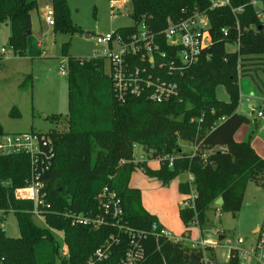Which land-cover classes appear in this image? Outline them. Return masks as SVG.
<instances>
[{"label":"trees","instance_id":"obj_1","mask_svg":"<svg viewBox=\"0 0 264 264\" xmlns=\"http://www.w3.org/2000/svg\"><path fill=\"white\" fill-rule=\"evenodd\" d=\"M36 1L0 0V25H10L8 44L17 56L25 55L30 12ZM129 1L134 24L116 28L114 35L129 38L142 22L158 50L152 64L136 56L126 59L133 69L145 67L151 77L173 82L178 95L160 103L143 96L120 102L114 95L113 80L105 72L106 64L109 69L105 56L67 57V124L61 131L42 134L50 138L54 157L42 177L45 197L37 205V214L33 202L17 193L29 182L28 156L0 154V212L14 213L19 229L15 238L0 229V264H55L56 259L61 264H120L131 241L141 246L142 264H204L201 248L185 242L188 229L177 241L150 231L151 224L159 221L142 207L139 189L129 186L131 173L139 168L162 185L187 174L189 178L178 185L179 193L186 195L178 214L186 228L196 219L199 230L207 222L208 210L218 207L220 212L238 213L248 183L264 188V159L249 140L233 139L247 120L236 112L238 59L264 54V18L257 17L249 0H230L229 6L215 9L209 8L208 0ZM258 1L264 12V0ZM240 5L243 11L233 14L231 8ZM51 9L53 29L79 30L69 18L67 0H51ZM194 11L207 15L211 43L196 62L181 65L161 30L166 18L177 20ZM227 44L235 45V50L227 51ZM159 63L163 65L159 67ZM30 83L26 78L23 87L29 88ZM217 86L224 87L227 101L216 99ZM3 133L7 132L0 126V135ZM180 142L188 145L186 151ZM135 146L148 158H158L159 167L150 169L144 161H135ZM166 155L173 157L171 166L163 158ZM190 189L195 194L192 201ZM102 190L119 199V215L101 209L97 196ZM219 197L222 204L216 206ZM77 213L90 219L101 217L103 222L97 227L75 223L70 214ZM34 216L41 217L44 224H36ZM119 226L131 232L142 230L147 236H130ZM53 230L62 232L65 251L59 250ZM104 247H108L107 255L97 259L95 251ZM229 253L228 262L221 264H238L237 252L229 249Z\"/></svg>","mask_w":264,"mask_h":264},{"label":"rangeland","instance_id":"obj_2","mask_svg":"<svg viewBox=\"0 0 264 264\" xmlns=\"http://www.w3.org/2000/svg\"><path fill=\"white\" fill-rule=\"evenodd\" d=\"M39 1L44 3V0ZM67 5L69 18L79 30L68 33L53 29L51 25L45 24L44 17L40 15V18V13L34 11L36 28L32 35L27 36L24 56L15 55L9 47L10 25H0V47L4 46L7 50L1 57L0 65V126L4 132L33 131L45 134L64 129L67 124V76L61 74V68L63 66L64 71H67L66 58H88L100 50L95 40L97 35H105L116 28L134 24L130 16L129 0H67ZM87 32L91 35L85 36ZM37 35H40L43 43L41 48L36 46ZM235 47L227 44L226 50L233 51ZM108 71L106 64L105 72ZM26 78L31 79L29 88L23 87ZM215 97L218 100H228L223 86L215 88ZM180 143L181 149L186 151L188 145ZM133 153L135 161H144L150 169L159 167V159L148 158L139 147L135 146ZM187 178V174H179L162 185L136 168L131 173L128 184L139 189L143 208L154 214L175 236L188 229L186 243L200 240L214 242V245L201 249L206 262L204 264L225 261L229 246L248 251L257 237L253 229L264 221V188L248 183L241 209L236 214L223 211L217 213L215 208L208 210L207 222L201 230L204 239L201 238L196 219L186 228L179 218L178 209L184 206L186 195L179 193L178 185ZM1 213L0 229L8 237H17L19 229L14 213ZM33 220L40 226L44 224L41 217L34 216ZM52 233L59 244V250L65 251L62 232L53 230ZM219 236L222 237L221 240L218 239ZM238 238L242 243L237 244ZM253 259V256L245 255L239 257V262ZM55 264L61 263L56 259Z\"/></svg>","mask_w":264,"mask_h":264},{"label":"built area","instance_id":"obj_3","mask_svg":"<svg viewBox=\"0 0 264 264\" xmlns=\"http://www.w3.org/2000/svg\"><path fill=\"white\" fill-rule=\"evenodd\" d=\"M208 2L210 9L230 5V0H208ZM249 4L255 9L257 17L264 18L262 5L258 0H249ZM243 7V5L233 7L231 8V12L233 14L240 13L243 11ZM43 17L48 25H53V11L51 7L43 13ZM208 27L207 15L203 12L194 11L191 15L179 17L177 20L170 17L166 18L165 26L161 30V36L167 45L175 48V59L181 65H189L196 62L204 48L208 47L211 43ZM223 32L226 35V31L223 30ZM95 40L100 50L93 55L105 56L109 61L108 74L113 80L114 95L118 101L124 102L129 96H143L151 102L160 103L177 97V86L173 82L162 79L161 77H151V75L146 73L145 67L142 68V71L138 68L133 69L132 64L126 59L128 56H136L146 62V64L153 63L155 58L154 54L158 50V47L154 44L153 35L146 29L144 23H138L136 25V32L129 38L119 34L114 35L112 30L105 35H97ZM6 52L7 50L4 46L0 47V58ZM163 56L164 54L161 53V57ZM162 65L163 63L158 64L159 67ZM61 74L66 75L63 66L61 68ZM255 116L264 120V110H257ZM17 153L27 155L30 162L29 182L24 187L19 188L17 193L21 198L33 202V213L37 214V205L42 203L45 197V193L42 190L44 187L42 177L51 166L54 157V148L50 138L33 131L21 133L7 132L1 134L0 154L10 155ZM163 158L169 166L172 165V156L166 155ZM194 195V191L190 189L188 194L190 201H192ZM97 199L99 206L106 213L110 211L113 216L120 214L119 199L114 193L102 190L97 196ZM190 201L186 203L192 205ZM215 211L217 213L220 212L218 207L215 208ZM70 216L75 223L90 224L93 227H97L103 222L101 217L90 219L81 213L70 214ZM118 228L122 229L120 226ZM150 229L156 235H163L172 241L181 239V236L173 235L164 226L156 222L151 224ZM122 230L128 232L130 236L136 235L139 239L147 236L142 230L137 232H131L127 228ZM110 237L113 241L117 240L112 235ZM212 242L209 240L189 241V246L202 249L207 245H214V242ZM240 243H242V240L238 238L237 244ZM229 249H234L238 257L251 255L257 261L264 264V221L259 226L256 240L248 251L239 250L234 246H229ZM107 253L108 247H104L103 249L98 248L95 251L97 259L105 257ZM142 253L140 244H134L131 241L125 249L120 264H142ZM89 263L88 261L87 264Z\"/></svg>","mask_w":264,"mask_h":264},{"label":"crops","instance_id":"obj_4","mask_svg":"<svg viewBox=\"0 0 264 264\" xmlns=\"http://www.w3.org/2000/svg\"><path fill=\"white\" fill-rule=\"evenodd\" d=\"M37 2L39 5H37ZM50 7H51V0H44L43 4H41L39 0L36 1V7L30 12V21H31V28L29 33L30 35L34 33V30L36 28L35 25L36 15H34L33 12L36 11L37 13H40L39 16L41 15L43 17V13L45 12V10ZM51 27L53 26L51 25ZM47 32L48 30H46V34ZM90 35L91 33H88V36ZM28 37H26V41L28 40ZM40 38H41L40 35H37L36 46L39 48H41L43 44ZM237 77H238L239 102L236 107V112L245 115L247 120L246 123H243L235 131L233 135V139L235 141L249 140L250 145L254 149V151L262 159H264V120H261L255 116L257 110H264V54L240 56L238 59ZM158 221L162 226L165 227V225L162 224L160 220ZM259 226H256L253 229V232L257 233ZM165 228L169 232H172L167 227ZM199 232L201 238H204L202 236L201 230H199ZM173 235L175 234L173 233ZM176 236H180V235H176ZM205 251L206 250H204V253ZM229 256L230 253L228 252V256L226 260L223 262H219L217 264L228 262ZM248 258L249 257H246V259ZM241 263L262 264L261 262L257 261L255 258L252 261L246 260ZM238 264H240L239 257H238Z\"/></svg>","mask_w":264,"mask_h":264},{"label":"water","instance_id":"obj_5","mask_svg":"<svg viewBox=\"0 0 264 264\" xmlns=\"http://www.w3.org/2000/svg\"><path fill=\"white\" fill-rule=\"evenodd\" d=\"M30 32V30L28 31V33ZM85 36H88V32L87 33H85ZM222 204V198L221 197H219L216 201H215V205H221ZM218 239L219 240H221L222 239V237L221 236H219L218 237Z\"/></svg>","mask_w":264,"mask_h":264}]
</instances>
